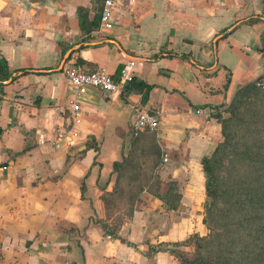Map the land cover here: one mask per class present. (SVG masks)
Returning <instances> with one entry per match:
<instances>
[{
	"label": "crops",
	"instance_id": "0c3cea01",
	"mask_svg": "<svg viewBox=\"0 0 264 264\" xmlns=\"http://www.w3.org/2000/svg\"><path fill=\"white\" fill-rule=\"evenodd\" d=\"M100 8L101 0H0V57L14 77L0 86V264H180L156 246L165 233L180 242L179 218L152 228V243L142 204L156 199L145 192L116 233L129 244L100 225L113 164L151 141L161 180L175 183L179 206L195 214L201 160L221 135L213 115L194 110H221L264 75V0L119 1L108 30L99 28ZM68 54L79 70L104 68L114 79L129 64L146 87L88 90L71 126L60 68ZM133 108L158 113L157 130L132 137Z\"/></svg>",
	"mask_w": 264,
	"mask_h": 264
},
{
	"label": "trees",
	"instance_id": "16d2710c",
	"mask_svg": "<svg viewBox=\"0 0 264 264\" xmlns=\"http://www.w3.org/2000/svg\"><path fill=\"white\" fill-rule=\"evenodd\" d=\"M259 20H261L259 17L249 18L247 22L253 23ZM12 74L6 61L0 57V86L3 85V82L12 80L14 78ZM260 80H264V75L257 78L254 83L240 88L232 99L234 101L232 104L236 102L237 95L241 91L255 87L260 89L256 86V82ZM145 87L144 83L130 79L129 84L125 88H127L126 91H132L141 90ZM232 104L231 114L236 115V106L234 105L232 108ZM259 117L263 119L261 121L253 120L256 130L250 131L252 140L247 142L245 141L246 139H243L244 143L238 151L240 159L246 167L234 174H228L223 179L217 172L219 162L224 157H227L231 151L232 141L227 123L230 119L227 120L224 117L222 109L221 111L217 110L214 115L216 122L220 126L223 141L215 147L210 155L201 160L202 172L205 178V209L210 214L215 206L219 204L221 206L225 205L224 211L228 215L220 222L219 228H222L220 231L215 229L207 239H202V242L204 240L206 244L212 245V248L206 254L185 258L180 252L168 250L170 253L175 254L180 264H264V114L260 113ZM156 150L158 149L156 148L154 151ZM126 160V157H124L120 162H115L113 171L118 173L123 169L127 165ZM160 196L164 199L168 198V196L172 197L168 191ZM175 198V206H167L169 210H173L176 207L179 201V194H176ZM112 236L123 243L129 244L128 241L118 234H112ZM200 241L201 239L193 235L181 242L174 243L173 246H190L192 243L196 244ZM227 243L231 245L238 243L237 256L233 255V249L224 248ZM215 245L218 247L221 245L224 249H219ZM152 250L153 252L155 251V249ZM160 250L167 251V248H160Z\"/></svg>",
	"mask_w": 264,
	"mask_h": 264
},
{
	"label": "rangeland",
	"instance_id": "374dc122",
	"mask_svg": "<svg viewBox=\"0 0 264 264\" xmlns=\"http://www.w3.org/2000/svg\"><path fill=\"white\" fill-rule=\"evenodd\" d=\"M233 102L232 100L230 104L222 109L224 117L227 118V120L230 119L227 123L232 141L231 151L227 157H224L218 164L217 174L223 179L226 178L228 174H234L246 167L241 161L238 151L240 146L242 147L244 143L243 139H246L245 141L247 142L252 140L250 131L256 130V128H254L256 126L253 125V120L261 121L263 119L260 117L258 118V115L260 113L264 114V89L255 87L253 89L243 90L237 95L236 102L232 104ZM231 104L233 105L232 108L234 105L236 106V115L231 114ZM229 110L230 112H228ZM222 141V137L220 136V140L216 143L215 147L220 145ZM154 145L155 144H152L150 141L149 145H145L142 148L143 151H135L132 149L134 152L132 154H127V169L124 171L121 169L118 172L115 180L116 183L112 187L109 196H102L103 202L105 200L104 205L106 213L105 218L100 219V225L107 228L111 234H116L121 227L126 228L128 226V221L132 218L133 211L138 209L140 205L134 202L136 194L145 192L149 194V197L151 196L150 198L158 200H155V202L150 200L148 203L142 204V207L145 206L148 210L142 220L149 224L148 238H152L151 242L155 243L156 241H153V239L157 237V235L153 233L152 228L159 227L160 225L167 227V225H171L175 221V217H177L179 218V241L181 242L193 235H196L201 241L196 244L192 243L190 246L174 247L173 245L177 242V239L173 241V243L172 241L167 242L168 239L165 233V237L162 241L159 244L156 243L158 249L168 247L171 250H175V252H180L185 258H193L198 254H206L208 250L212 248V245L206 244L204 240L202 242V239H207L213 230L218 229L220 231L222 229L219 228V224H221L220 222L223 221V218L228 215L224 211L225 205L221 206V204H219L214 207L210 214L207 213L205 209L206 195L205 191H203L202 200L198 202L195 214H188L187 211L184 210V207L181 205L179 206V203H177L173 211H176L179 206L178 214L176 213L174 218L173 216L170 217L169 214H167L169 211L167 206H175V196L179 194L180 188L175 183L167 182L166 179L161 180L158 175V171L161 169L159 168V151H154L156 149ZM160 183H165L164 185L169 184L167 190H164L166 187L162 189ZM161 189L164 191L161 192ZM167 191L172 197L168 196V198H162L160 195H164ZM159 209L160 212H157ZM164 232H166L165 228ZM148 242H150V240ZM221 245L220 247L215 246L219 249L231 248L234 251L233 255L237 256L239 249L238 243H236V245L227 243L224 248H222ZM173 255L175 256V254Z\"/></svg>",
	"mask_w": 264,
	"mask_h": 264
},
{
	"label": "built area",
	"instance_id": "2783aa9c",
	"mask_svg": "<svg viewBox=\"0 0 264 264\" xmlns=\"http://www.w3.org/2000/svg\"><path fill=\"white\" fill-rule=\"evenodd\" d=\"M129 1L132 3H142L145 0H101V8L99 14V28L108 30L112 27L111 16L112 8L116 2ZM61 71L69 83L72 94L68 102L69 113L68 118L71 126L79 125L81 121V97L90 89L98 90L104 94H121L127 82L131 79L130 65L126 64L119 72L118 78L114 79L106 72L104 68L85 72L77 68L73 57L69 56L63 62ZM256 86L264 89V80L256 82ZM134 119L131 123L130 134L137 137L142 132H155L159 125V114L151 113L140 108H133ZM218 111H221L218 109ZM196 114L203 115L206 120H210L217 110L204 113L201 109L194 110ZM168 156L166 153L162 155V163H166Z\"/></svg>",
	"mask_w": 264,
	"mask_h": 264
},
{
	"label": "water",
	"instance_id": "95a60500",
	"mask_svg": "<svg viewBox=\"0 0 264 264\" xmlns=\"http://www.w3.org/2000/svg\"><path fill=\"white\" fill-rule=\"evenodd\" d=\"M70 56V54H68L64 59H63V61H62V63H61V66H62V64H63V62L65 61V59H67L68 57ZM61 66H60V68H61ZM127 85V84H126ZM125 85V86H126ZM125 90V89H124ZM85 148V146H82V148H77L76 150H75V152H73V153H71V155H74V154H77L78 152H80L82 149H84Z\"/></svg>",
	"mask_w": 264,
	"mask_h": 264
}]
</instances>
